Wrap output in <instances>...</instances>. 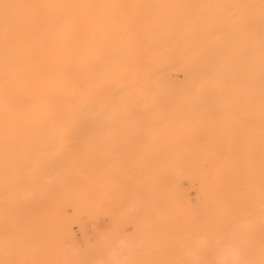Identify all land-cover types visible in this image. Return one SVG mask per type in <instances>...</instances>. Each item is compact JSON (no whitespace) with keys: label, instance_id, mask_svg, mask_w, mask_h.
<instances>
[{"label":"rangeland","instance_id":"obj_1","mask_svg":"<svg viewBox=\"0 0 264 264\" xmlns=\"http://www.w3.org/2000/svg\"><path fill=\"white\" fill-rule=\"evenodd\" d=\"M109 2L0 0V264H264V0Z\"/></svg>","mask_w":264,"mask_h":264},{"label":"bare ground","instance_id":"obj_2","mask_svg":"<svg viewBox=\"0 0 264 264\" xmlns=\"http://www.w3.org/2000/svg\"><path fill=\"white\" fill-rule=\"evenodd\" d=\"M104 1V0H103ZM85 2V1H84ZM107 2V1H106ZM100 3V2H99ZM108 3L110 4L111 2H109V0H108ZM103 4H106V3H104L103 2ZM103 6V5H102ZM109 7V6H108ZM35 16V15H34ZM58 27V26H57ZM15 30V29H14ZM36 38V37H35ZM38 42V41H37ZM8 48V47H7ZM61 51V50H60ZM66 52H67V50H65ZM6 53V52H5ZM58 53H59V51H58ZM61 53H63V51L61 52ZM60 53V54H61ZM30 65V64H29ZM28 67V66H27ZM26 71V70H25ZM7 72V71H6ZM18 75H19V73H18ZM13 79H15V78H13ZM3 86H7V85H3ZM23 116V115H22ZM26 116V115H25ZM24 117V116H23ZM258 207H260V205H258ZM252 212V211H251ZM250 212V213H251ZM246 215V214H245ZM244 215V216H245ZM71 219V218H70ZM241 220V219H240ZM248 221V220H247ZM87 229H85V231H86ZM65 242V241H64ZM70 243H72V241L70 242ZM75 243V242H74ZM66 244V243H65ZM67 245V244H66ZM63 247V246H62ZM76 247V246H75ZM71 248V247H70ZM62 249V248H61ZM71 249H73V248H71ZM222 252H223V250H222ZM65 253V252H64ZM234 253H237V252H234ZM63 254V253H62ZM220 254H222V253H220ZM221 256V255H220ZM223 256V255H222ZM64 257V256H63ZM222 258V257H221ZM238 259V258H237ZM232 260H233V258H232ZM70 261V260H69ZM228 262V261H227ZM229 262H230V264L232 263L230 260H229ZM87 264V263H86ZM222 264V263H221Z\"/></svg>","mask_w":264,"mask_h":264}]
</instances>
